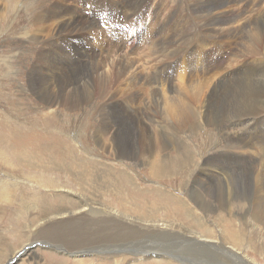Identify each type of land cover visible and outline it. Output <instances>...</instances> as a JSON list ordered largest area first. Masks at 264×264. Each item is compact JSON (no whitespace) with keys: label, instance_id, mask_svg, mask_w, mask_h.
<instances>
[{"label":"rangeland","instance_id":"1","mask_svg":"<svg viewBox=\"0 0 264 264\" xmlns=\"http://www.w3.org/2000/svg\"><path fill=\"white\" fill-rule=\"evenodd\" d=\"M2 1L0 6L4 7ZM21 1L7 0L5 9L8 10L0 20V157H4V159L0 158V264H170L166 259H172L177 262L175 264H248L242 262L231 249L240 251L256 264H264V219L262 217L258 221L251 216L252 209L249 205L251 194H248L252 193L251 184L255 182L254 178L263 177L262 181H264L261 165V161L264 163V63L261 61L264 60V50H262L264 0H206V3L196 0L199 7L195 0H188L189 2L145 0L141 6L136 7L138 10H132L133 13L127 9L130 8V0H96L93 4L83 0L81 4L77 3L78 0H66V3L73 6V10L64 14L62 21L57 22L58 18L54 23L48 22V24L47 20L39 18L37 25L34 23V17L46 9H51L50 6L56 0H29L30 4L25 0ZM95 3L99 9L94 5ZM105 7L112 16H107ZM119 10L121 12L114 18ZM205 10L213 12L211 13L213 19L211 15L209 17L203 15ZM123 12L126 16L125 14L123 16ZM98 13V17H95ZM120 15L125 18L119 24ZM68 19H72L73 22ZM66 22L69 24L67 28ZM81 25L86 28L81 30ZM220 25L222 29H219ZM37 26L45 27L44 33L39 32ZM119 26L121 29H118ZM185 32L188 34H184ZM233 33L235 36L231 35ZM181 34H184L185 38ZM243 41L258 43L259 50L256 51V44H251L252 46L248 48L252 51L246 52L244 49L249 44L246 45ZM151 42L154 45H150ZM234 51L238 52L237 54L243 52V55L233 57L231 55ZM157 55L161 57L156 62L153 56ZM92 58L91 69L90 61L86 66L87 70L75 67L77 63ZM125 61L131 64L128 69L125 68ZM157 63L158 65H155ZM252 63H255L254 66ZM157 66L159 68L156 69ZM176 68L178 69L174 73ZM57 69L64 75H69L76 69L88 74L85 80L83 78L84 83L87 80L83 85L86 94L81 99L80 105L69 108L64 104L68 102V92L63 93L62 101L59 100L58 105L49 104L52 91L56 92L54 84L57 80L52 77ZM220 70H223L229 79H225ZM214 71L218 74H214ZM242 71H247L249 75ZM184 72L187 73L183 74ZM107 75H110L107 79L99 80ZM179 75L182 76L181 79L184 77V81L179 79ZM237 75L241 79L247 77L251 80L248 84L255 94L263 96L257 97V101L263 105L256 113L248 114L246 110L237 115V118L241 115L243 117L237 120L218 118V125L206 118V121L197 128L192 124L179 130V133L176 132V135L175 126L170 121L169 128L167 127L165 119L172 116L169 114L165 100L167 102L173 99L175 102L176 97H182L180 90H188L186 84L208 79L207 82L205 81V88L208 89L205 99L213 98L212 90L221 89L226 80H228L226 84L235 83L238 79L234 76ZM125 78L131 81L127 86L123 81ZM163 85L168 88L165 89ZM165 93L168 95L166 96ZM114 122L117 125L120 123L123 126L125 123L131 125V136L136 146L139 145L138 139L144 125L156 131L157 139L158 134H161L160 126H166L168 142H166V151H163L161 157L164 156L166 162H171L176 160L177 155L173 147L185 146L190 149L188 152L192 155L190 159L198 162L199 165L198 171H193L191 174L194 173L195 179H189L187 183L183 170L177 171L172 162L173 170L158 177L152 175L149 166L145 165L143 160L137 159L139 157L132 151L127 153L128 156H116L115 136L112 132ZM102 125L106 128L103 129L104 137L101 136L100 139L99 132ZM129 155L132 160L131 157L128 159ZM1 161L4 163L2 164ZM214 174L215 176H211ZM212 179L215 180L211 184V188L212 186L214 188L212 189L214 198L210 196L208 198L205 193L207 188L205 181ZM183 183L187 184L185 189ZM224 188H226L225 193L222 191ZM262 195L264 197V191ZM203 196L207 199L205 206L198 207L194 201L204 202ZM236 196L239 197L237 201ZM223 199L229 203V207L219 205ZM97 205L136 217L134 219H153L165 224L173 222L177 226L182 224L185 227L181 229L191 234L198 233L193 235L209 234V237H216L215 239L219 237L221 243L227 247L218 248L220 243L213 247L192 245V242L183 240L182 237L168 235L159 237L147 234L150 237L135 239L132 234L138 233H131L129 226L130 231L120 229L127 227L126 223H120L115 219L112 225L108 224L111 227H100L106 223H99V218L95 219L88 213L85 216L81 214L79 222L76 216H73L68 224L65 222L70 216L65 213V221L60 230L65 237L64 240L55 234L47 233L48 227L56 220L50 218V215L63 206L68 210L81 206V212L95 210L96 213H91L92 216H96L97 213L112 215L107 209L98 208ZM217 208H220V211ZM198 214H201L203 219ZM260 215L262 216L261 213ZM199 221L205 225H200ZM54 228V230L60 229L58 226ZM37 232L42 234L39 235ZM114 234L117 235L116 239ZM76 235L77 238H81V243L86 242L90 247H97L96 250H92L93 253L84 251L77 255L70 253L75 250L74 247H68L69 252L65 251L67 245L72 246L73 242H78L77 238H72ZM234 236L241 239L242 245L234 241ZM60 240L62 242L59 245L57 241ZM94 240L97 241L93 242ZM117 243L118 245H115ZM109 245L118 247L107 248ZM127 246L134 248L128 249ZM79 247L81 246H77L76 250ZM139 248H148L152 251L147 252L149 255L131 253V250ZM20 250L22 251L18 258L13 263L9 262Z\"/></svg>","mask_w":264,"mask_h":264},{"label":"bare ground","instance_id":"2","mask_svg":"<svg viewBox=\"0 0 264 264\" xmlns=\"http://www.w3.org/2000/svg\"><path fill=\"white\" fill-rule=\"evenodd\" d=\"M1 1V0H0ZM23 1V0H22ZM21 1V2H22ZM25 1H29V0H25ZM66 0H56V2L54 3L53 2V4H52V6H50L51 7V9H46L45 11H42V12H40L38 15H36L34 18H35V20H34V23H36L38 20H40L39 18H42V19H44V20H47L46 22L48 23V22H53L54 23V21H57V19H58V21L57 22H60V21H62L63 19V16H64V14H66V13H68V12H70L71 10H73V6H71L70 4H68V3H66L65 2ZM83 1H89L90 2V4L92 3H94V2H96V0H83ZM144 1L145 0H130V8H127L128 10H136L137 8L136 7H138V6H141L143 3H144ZM148 1V0H147ZM194 1V0H193ZM196 1V0H195ZM30 2V1H29ZM28 2V3H29ZM187 2H189L188 0H187ZM201 2H207L206 0H202ZM230 2V1H229ZM6 3L8 4V2H7V0H3L2 1V4L3 5H5L6 6ZM31 3V2H30ZM29 3V4H30ZM76 3V2H75ZM77 3H79V4H81V0H78V2ZM107 3V2H106ZM111 3V2H110ZM185 3V2H184ZM237 3V2H236ZM20 4V3H19ZM23 4V3H22ZM85 4V3H84ZM101 4V3H100ZM150 4V3H149ZM156 4V3H155ZM188 4V3H187ZM186 4V5H187ZM194 4H195V2H194ZM201 4V3H200ZM203 4V3H202ZM50 5H51V3H50ZM70 5V6H69ZM94 5H96V3L94 4ZM148 5V4H147ZM160 5V4H159ZM191 5V4H190ZM196 5H197V1H196ZM208 5V4H207ZM2 6V5H1ZM0 6V7H1ZM3 7L2 9L0 8V20L1 19H3L4 17V15L6 14V12H7V10L5 9L6 7ZM92 6V5H91ZM98 5H96V7H97ZM104 6V5H103ZM108 6V5H107ZM111 6V5H110ZM113 6V5H112ZM111 6V7H112ZM129 6V5H128ZM192 6V5H191ZM190 6V7H191ZM198 6V5H197ZM203 6V5H202ZM72 7V8H71ZM94 7V6H93ZM147 7V6H146ZM199 7V6H198ZM8 8H9V6H8ZM25 8V7H24ZM27 8V7H26ZM108 8H109V6H108ZM192 8H193V6H192ZM191 8V10L193 11V9ZM201 8V7H200ZM207 8V7H206ZM88 9V8H87ZM97 9H99L98 7H97ZM105 9H107L106 7H105ZM145 9V8H144ZM149 9V8H148ZM204 9V8H203ZM77 10V9H76ZM75 10V11H76ZM79 10V9H78ZM138 10V9H137ZM195 10H197V9H195ZM214 10V9H213ZM22 11V10H21ZM21 11H19V12H21ZM81 11V10H80ZM156 11H158V9H156ZM201 11V10H200ZM212 11V10H211ZM217 11H219V10H217ZM216 11V13L217 14H219V15H221V13L220 12H217ZM99 12V11H98ZM115 12H117V11H115ZM119 12H121V10H119L117 13H115V16H114V18L117 16V14L119 13ZM144 12V11H143ZM14 13V12H13ZM73 13V12H72ZM75 13V12H74ZM81 13H82V11H81ZM80 13V14H81ZM96 13V12H95ZM132 13H133V11H132ZM131 13V14H132ZM136 13V12H135ZM157 13V12H156ZM202 13V12H201ZM211 13H213V12H211ZM211 13L209 12V11H207V10H205L204 12H203V15L204 16H206V17H209L210 15H211ZM83 14V13H82ZM88 14V16H89V13H87ZM124 12H123V16H124ZM131 14H129V15H131ZM152 14V13H151ZM194 14V13H193ZM199 14V13H198ZM79 15V14H78ZM98 15H99V13L95 16V17H98ZM101 15V14H100ZM104 15V14H103ZM187 15V14H186ZM82 16V15H81ZM90 16H92V15H90ZM94 16V15H93ZM102 16V15H101ZM107 16L108 17H110V16H112V13L109 11V9H107ZM123 16L122 15H120V19H119V24L121 23V21H122V19H124L123 18ZM125 16H126V14H125ZM181 16V15H180ZM17 17V16H16ZM71 17V16H70ZM107 17V18H108ZM130 17V16H129ZM128 17V18H129ZM183 17H185V16H183ZM200 17H201V15H200ZM218 17V16H217ZM221 17V16H220ZM237 17V16H236ZM256 17V16H255ZM45 18H48V19H45ZM78 18V17H77ZM87 18V17H86ZM92 18H94V17H92ZM118 18V17H117ZM159 18V17H158ZM177 18V17H176ZM175 18V19H176ZM178 18H179V16H178ZM202 18V17H201ZM205 18V17H204ZM211 18H212V15H211ZM238 18V17H237ZM96 19H98V18H96ZM157 19V18H156ZM213 19V18H212ZM220 19V18H219ZM224 19V18H223ZM60 20V21H59ZM153 20V19H152ZM165 20H166V18H165ZM204 20V19H203ZM227 20V19H226ZM68 21H72V19H68ZM186 21V20H185ZM199 21V20H198ZM202 21V20H201ZM205 21V20H204ZM212 21V20H211ZM230 21V20H229ZM232 21V20H231ZM16 22V21H15ZM73 22V21H72ZM147 22V21H146ZM174 22V21H173ZM187 22V21H186ZM185 22V23H186ZM200 22V21H199ZM215 22V21H214ZM33 23V22H32ZM117 23V22H116ZM129 23V22H128ZM148 23V22H147ZM150 24H151V22H149ZM148 23V24H149ZM180 23V22H179ZM207 23V22H206ZM205 23V24H206ZM218 23V22H217ZM239 23V22H238ZM39 24V23H38ZM42 24V23H41ZM49 24V23H48ZM52 24V23H51ZM64 24V23H63ZM74 24V23H73ZM147 24V25H148ZM176 24H177V21H176ZM187 24V23H186ZM198 24V23H197ZM36 25H37V23H36ZM43 25L45 26V24L43 23ZM54 25V24H53ZM62 25V24H61ZM89 25V23L87 24V26ZM122 25V24H121ZM196 25V24H195ZM199 25V24H198ZM225 25V24H224ZM227 25V24H226ZM41 26V25H40ZM56 26V25H55ZM59 26V25H58ZM69 26V24L66 22V24H65V27L67 28ZM83 25H81V30H84L85 28H86V26L85 27H82ZM116 26H117V24H116ZM150 26H152V25H150ZM170 26V25H169ZM172 26H173V24H172ZM179 26V25H178ZM186 26V25H185ZM200 26V25H199ZM203 26V25H202ZM255 26V25H254ZM11 27V26H10ZM20 27V26H19ZM38 28H39V26H37ZM71 27V26H70ZM153 27V26H152ZM175 27V26H174ZM183 27V26H182ZM188 27H190V26H188ZM204 27H206V25H204ZM210 27H211V24H210ZM213 27H215V26H213ZM212 27V28H213ZM219 27V29H222L221 27V25L220 26H218ZM225 27V26H224ZM37 28V29H38ZM44 28L45 27H41V28H39V32H43L44 31ZM76 28V27H75ZM123 28V27H122ZM172 28V27H171ZM199 28V27H198ZM203 28V27H202ZM233 28V27H232ZM248 28V27H247ZM251 28V27H250ZM69 29V28H68ZM118 29H121L120 28V26H119V28ZM163 29V28H162ZM161 29V30H162ZM188 29H191V28H188ZM187 29V30H188ZM197 29V26H196V28H195V30ZM25 30V29H24ZM27 30H28V28H27ZM60 30H62V28L60 29ZM169 30H170V28H169ZM176 30V29H175ZM178 30H179V28H178ZM181 30H184V29H181ZM181 30L179 31L180 33H181ZM200 30V29H199ZM206 30V29H205ZM227 30V29H226ZM241 30V29H240ZM248 30V29H247ZM261 30V29H260ZM264 30V29H263ZM31 31V30H30ZM33 31V30H32ZM68 31V30H67ZM192 31V30H191ZM214 31V30H213ZM216 31V30H215ZM217 31H219V30H217ZM236 31V30H235ZM58 32V31H57ZM151 32V31H150ZM155 32V31H154ZM166 32V31H165ZM174 32V31H173ZM184 32V31H183ZM188 32H190V31H188ZM188 32L186 33H184V34H188ZM199 32H201V31H199ZM207 32V31H206ZM222 32V31H221ZM233 32V31H232ZM249 32V31H248ZM252 32V31H251ZM44 33V32H43ZM55 33V32H54ZM66 33V32H65ZM170 33V32H169ZM177 33H178V31H177ZM176 33V34H177ZM179 33V34H180ZM196 33H197V31H196ZM202 33V32H201ZM34 34V33H33ZM39 34V33H38ZM82 34V33H81ZM161 34H162V32H161ZM165 34V33H164ZM163 34V35H164ZM171 34V33H170ZM174 34V33H173ZM184 34H181V35H183L184 36V38H185V35ZM190 34V33H189ZM211 34H213V33H211ZM211 34H209V35H211ZM219 34V33H218ZM12 35V34H11ZM45 35V34H44ZM166 35V34H165ZM172 35V34H171ZM178 35V34H177ZM176 35V36H177ZM181 35H179V36H181ZM192 35V34H191ZM194 35H197V34H194ZM208 35V36H209ZM224 35V34H223ZM229 35V34H228ZM231 35H233V36H235V34L233 33V34H231ZM31 36V35H30ZM35 37L37 36L36 34L34 35ZM47 36V35H46ZM111 36V35H110ZM182 36V37H183ZM190 36V35H189ZM213 36V35H212ZM211 36V37H212ZM215 36V35H214ZM248 36V35H247ZM7 37V36H6ZM32 37H33V35H32ZM54 37V36H53ZM163 37H165V36H163ZM182 37H180V39L182 38ZM222 37V36H221ZM37 38V37H36ZM50 38V37H49ZM96 38V37H95ZM172 38H173V36H172ZM190 38V37H189ZM227 38V37H226ZM225 38V39H226ZM235 38H237V37H235ZM246 38V37H245ZM153 39V38H152ZM174 39V38H173ZM172 39V40H173ZM188 39V38H187ZM218 39H220L219 37H218ZM222 39V38H221ZM95 40V39H94ZM176 40V39H175ZM184 40V39H183ZM186 40V39H185ZM184 40V41H185ZM194 40H195V38H194ZM162 41V40H161ZM215 41V40H214ZM218 41V40H217ZM169 42H171V40L169 41ZM168 42V43H169ZM192 42V41H191ZM194 42V41H193ZM192 42V43H193ZM224 42V41H223ZM244 43H245V41H243ZM158 43V42H157ZM162 42H160V44H161ZM164 43V42H163ZM227 43V42H226ZM225 43V44H226ZM243 43V44H244ZM263 43V42H262ZM57 44V43H56ZM55 44V45H56ZM147 44H150V43H147ZM175 44V43H174ZM221 44V43H220ZM238 44V43H237ZM241 44V43H240ZM239 44V45H240ZM246 45H248L249 44V46H246L247 48H245L244 50L246 51V52H251L252 50H250L249 48H250V46H252L251 44H256L255 45V49H256V51L257 50H259V45H258V43H256V42H254V41H248V42H246L245 43ZM150 45H154V44H152V42H151V44ZM176 45V44H175ZM180 45V44H179ZM184 45V44H183ZM182 45V46H183ZM222 45V44H221ZM220 45V46H221ZM49 46V45H48ZM52 46V45H51ZM157 46V45H156ZM156 46H154V47H156ZM170 46V45H169ZM172 46V45H171ZM224 46V45H223ZM152 47V46H151ZM150 47V48H151ZM160 47V46H159ZM175 47V46H174ZM219 47V46H218ZM249 47V48H248ZM55 48V47H54ZM110 48V47H109ZM166 48V47H165ZM164 48V49H165ZM181 48H183V47H181ZM220 48V47H219ZM218 48V49H219ZM237 48V47H236ZM160 49V48H159ZM176 49V48H175ZM237 49H239V48H237ZM155 50V49H154ZM184 50V49H183ZM182 50V51H183ZM223 50V49H222ZM225 50H226V48H225ZM240 50H243V49H240ZM262 50H264V44H263V49ZM58 51V50H57ZM60 51V50H59ZM161 51H162V49H161ZM187 51V50H186ZM185 51V52H186ZM47 52V51H46ZM55 52V51H54ZM62 52V51H61ZM61 52H59V53H61ZM90 52V51H89ZM180 52V51H179ZM242 52V51H241ZM47 53H53V52H51V51H49V52H47ZM105 53V52H104ZM170 53H172V54H174L173 52H170ZM191 53V52H190ZM189 53V54H190ZM238 52H235L234 51V53H232V55L231 56H233V57H236V56H239V55H243V52L241 53V54H237ZM46 54V53H45ZM62 54V53H61ZM89 54V53H88ZM187 54H188V52H187ZM230 54V53H229ZM245 54V53H244ZM63 55V54H62ZM69 55V54H68ZM170 55V54H169ZM176 55V54H175ZM245 55H247V54H245ZM250 55V54H249ZM261 55V54H260ZM259 55V56H260ZM50 56V55H49ZM48 56V57H49ZM60 56V55H59ZM92 56V55H91ZM95 56V55H94ZM166 56V55H165ZM193 56V55H192ZM263 56V55H262ZM261 56V57H262ZM61 57V56H60ZM100 57V56H99ZM105 58H106V56H104ZM154 58H155V60H156V62L157 61H159V58L161 57V56H153ZM153 57H152V59H153ZM164 57V56H163ZM167 57V56H166ZM165 57V58H166ZM169 57V56H168ZM167 57V58H168ZM178 57V56H177ZM232 57V58H233ZM245 57V56H244ZM243 57V58H244ZM252 57H254V56H252ZM251 57V58H252ZM258 57V56H257ZM90 58V57H89ZM94 58V57H93ZM93 58L92 59H90V60H86V61H83V62H79V63H77V65L75 66V67H81V69L82 70H87V68H86V66H87V64L89 63V61L91 62L90 63V69L92 68V60H93ZM193 58V57H192ZM231 58V57H230ZM229 58V59H230ZM249 58H250V56H249ZM263 58V57H262ZM71 59V58H70ZM119 59H121V58H119ZM152 59H150V60H152ZM158 59V60H157ZM171 59V58H170ZM189 59H190V57H189ZM234 59V58H233ZM50 60V59H49ZM60 60V59H59ZM98 60V59H97ZM109 60V59H108ZM163 60H164V58H163ZM163 60H161V62L163 61ZM169 60V59H168ZM237 60H238V58H237ZM240 60H242V59H240ZM261 60V59H260ZM43 61H44V59H43ZM110 61V60H109ZM117 61V60H116ZM115 61V62H116ZM153 61V60H152ZM167 61V60H166ZM177 61V60H176ZM191 61V60H190ZM244 61V60H243ZM247 61V60H246ZM245 61V62H246ZM251 61V60H250ZM256 61V60H255ZM259 61V60H258ZM262 61V63H264V60L262 59L261 60ZM96 62V61H95ZM120 62V61H119ZM161 62H159V63H161ZM50 63V62H49ZM57 63V62H56ZM106 63H108V62H106ZM172 63V62H171ZM237 63V62H236ZM259 63V62H258ZM124 64H125V68L126 69H128L130 66H131V64H128L126 61L124 62ZM163 64V63H162ZM190 64V63H189ZM246 64V63H245ZM255 64V63H254ZM254 64L252 63V65L254 66ZM58 65V64H57ZM101 65V64H100ZM143 65H145V64H143ZM149 65V64H148ZM155 65H158V63L157 64H155ZM161 65V64H160ZM191 65V64H190ZM240 65V64H239ZM259 65V64H258ZM150 66V65H149ZM152 66V65H151ZM162 66V65H161ZM101 67H102V65H101ZM152 67H155L154 65L152 66ZM163 67V66H162ZM178 67V66H177ZM184 67V66H183ZM188 67H191V66H188ZM228 67H230V66H228ZM252 67V66H251ZM142 68V67H141ZM157 68H159V66H157L156 67V69ZM165 68V67H164ZM179 68V67H178ZM178 68H176V70H175V72L174 73H176V71H177V69ZM217 68V67H216ZM219 68V67H218ZM223 68V67H222ZM231 68V67H230ZM253 68V67H252ZM123 69V68H122ZM149 69V68H148ZM151 69V68H150ZM149 69V70H150ZM174 69H175V67H174ZM185 69V68H184ZM183 69V70H184ZM190 69V68H189ZM219 69H221V67L219 68ZM119 70V69H118ZM170 70V69H169ZM196 70V69H195ZM245 70V69H244ZM255 70V69H254ZM155 71V70H154ZM159 71V70H158ZM185 71V70H184ZM202 71V70H201ZM220 71H222V73H223V75H224V77H225V79H229L227 76H225V73H224V71L223 70H220ZM50 72V71H49ZM123 72V71H122ZM197 72V71H196ZM243 73H246L247 71H242ZM254 72V71H253ZM56 75H55V74ZM54 77H52L53 79H56L57 81L55 82V84H54V87L56 88V92L55 91H52V95H51V98H50V100H49V104H57L58 105V103H59V100H61L62 101V97H63V93L64 92H68L67 93V100H68V102H66V103H64V104H66L67 105V107H69V108H72V107H76V106H78V105H80V103L82 102V98H83V96H85V94H86V92L84 91V89H83V85L87 82V80H86V82L84 83V80H85V77L86 76H88V74L87 73H82L81 72V70L79 69H76L75 71L73 70L72 71V73L71 74H69V75H64V73L62 72V71H59L58 69L57 70H55L54 71ZM100 73V72H99ZM117 73V72H116ZM148 73V72H147ZM161 72H159V74H160ZM163 73V72H162ZM171 73V72H170ZM178 73H179V70H178ZM187 72H184L183 74H186ZM90 74V73H89ZM95 74V73H94ZM101 74V73H100ZM115 74V73H114ZM118 74V73H117ZM129 74V73H128ZM158 74V73H157ZM182 74V75H183ZM190 74V73H189ZM201 74V73H200ZM214 74H218L217 72H215L214 71ZM247 74V76L249 75L248 73H246ZM97 75V74H96ZM101 75H103V74H101ZM154 75V74H153ZM178 75V74H177ZM243 75V74H242ZM104 76V75H103ZM110 75H107V76H105V77H103V78H99V80L101 79V80H103L104 78L105 79H107L108 77H109ZM180 77H179V79H181V75H179ZM184 76V75H183ZM188 76V75H187ZM191 76V75H190ZM195 76V75H194ZM218 76V75H217ZM220 76V75H219ZM254 76V75H253ZM98 77V76H97ZM115 77V76H114ZM153 77V76H152ZM159 77V76H158ZM163 77V76H162ZM235 77V79L237 78L238 80L235 82V83H232V84H226V83H228L227 81L228 80H224L225 81V85L223 84V87H221V89H217V90H219V92H217V90L216 89H214V90H212V93H214V97L213 98H207V99H205V96H206V93H207V90L208 89H206L205 88V81L207 82V80L208 79H206V80H204V81H192V82H189V84L187 85L186 84V86H188V90H184V89H181V88H179V89H181L180 91H181V94L183 95L182 97H174L175 98V102H174V100L172 101L170 98V100H168L167 102H166V100H165V103H166V105H167V107H168V111H169V114L172 116V117H168V118H166L165 120H167V127L169 128V121H170V123H172L174 126H175V132H174V134L176 133V132H178L179 130H181V129H183L184 127H186V126H191L192 124H195L193 127H196L197 128V126L198 125H200L201 123H203V121H206V118H208V120L210 121V122H214V123H217V120H218V118H227V119H235V120H237V119H242L243 117H242V115L241 116H239L238 118H237V115H239L240 113H242V112H245L246 110H247V112H248V114H250L249 112H255L256 113V111H258V109L259 108H261L260 106H262L263 105V103H261L260 101H257V97L260 95V94H258V92H257V94H258V96L255 94V91L251 88V86L248 84V81H251V80H249L247 77H244L243 79H241V77L239 76V75H237V76H234ZM83 78H84V80H83ZM111 78V77H110ZM135 78V77H134ZM157 78V77H156ZM170 78V77H169ZM184 79V77L181 79V80H183ZM247 79V81H245ZM261 79V78H260ZM263 79V78H262ZM122 80V79H121ZM137 80V79H136ZM135 80V81H136ZM161 80H163V79H161ZM161 80H160V82H161ZM123 81H124V84L127 86V85H129L128 84V82H129V80L127 79V78H125V79H123ZM134 81V80H133ZM159 81V80H158ZM164 81V80H163ZM184 81V80H183ZM258 81H260V80H258ZM38 82V81H37ZM37 82H35V83H37ZM43 82V81H42ZM49 82V81H48ZM53 82V81H52ZM82 82H83V84H82ZM99 82V81H98ZM122 82V81H121ZM173 82V81H172ZM209 82V81H208ZM245 82V83H244ZM254 82V81H253ZM252 82V83H253ZM39 83V82H38ZM99 83H101V82H99ZM114 83H115V81H114ZM118 83V82H117ZM129 83H131V81L129 82ZM163 83V82H162ZM185 82H183V84H184ZM221 83V82H220ZM250 83V82H249ZM34 84V83H33ZM98 84V83H97ZM119 84V83H118ZM156 84V83H155ZM164 84V83H163ZM167 84V83H166ZM168 84H169V82H168ZM177 84H179L178 86H180L181 84H180V82H178ZM222 84V83H221ZM257 84V83H256ZM40 85H42V84H40ZM48 85V84H47ZM47 85H46V87H47ZM175 85V84H174ZM185 85V84H184ZM259 85V84H258ZM44 86V85H43ZM97 86V85H96ZM100 86V85H99ZM109 86H111V85H109ZM119 86V85H118ZM156 87H157V84L155 85ZM162 86V85H161ZM207 86V85H206ZM35 87V86H34ZM121 87V86H120ZM163 87H164V85H163ZM253 87V86H252ZM257 87V86H256ZM36 88V87H35ZM45 88V87H44ZM43 88V89H44ZM48 88V87H47ZM88 88V87H87ZM90 88V87H89ZM113 88V87H112ZM124 88V87H123ZM159 88V87H158ZM160 88H162V87H160ZM165 88V87H164ZM163 88V89H164ZM166 88H168V87H166ZM165 88V89H166ZM172 88V87H171ZM174 88H175V86H174ZM176 88H178L177 86H176ZM98 89V88H97ZM97 89H96V91H97ZM121 89V88H120ZM38 90V89H37ZM103 90V89H102ZM115 90V89H114ZM160 90V89H159ZM177 90V89H176ZM175 90V91H176ZM99 91V90H98ZM164 91V90H163ZM90 92V91H89ZM92 92V91H91ZM121 92H123V91H121ZM125 92V91H124ZM173 92V91H172ZM171 92V93H172ZM178 92V91H177ZM176 92V93H177ZM40 93V92H39ZM117 93V92H116ZM163 93V92H162ZM168 93V92H167ZM93 94V93H92ZM95 94V93H94ZM107 94H108V92H107ZM110 94V93H109ZM112 94H113V92H112ZM166 94V93H165ZM41 95V94H40ZM103 95V94H102ZM106 95V94H105ZM119 95V94H118ZM168 94H166V96H167ZM170 95V94H169ZM177 95V94H176ZM43 96V95H42ZM90 96V95H89ZM123 96H124V94H123ZM173 96V95H172ZM209 97V96H208ZM259 97H263V96H259ZM126 98V97H125ZM163 98V97H162ZM107 99V98H106ZM114 99V98H113ZM155 99V98H154ZM260 99V98H259ZM45 100V99H44ZM115 100V99H114ZM157 101H158V99H156ZM164 100V99H163ZM89 101V100H88ZM91 101V100H90ZM112 101V100H111ZM61 103V102H60ZM87 103V102H86ZM85 103V104H86ZM161 105V104H160ZM163 105H164V102H163ZM56 106V105H55ZM165 106V105H164ZM101 107V106H100ZM159 107V106H158ZM157 107V108H158ZM264 107V106H263ZM96 108V107H95ZM121 108V107H120ZM160 108V107H159ZM162 108H163V106H162ZM264 109V108H263ZM165 110H167V108L165 109ZM261 110V109H260ZM120 112V111H119ZM153 113V112H152ZM114 116V115H113ZM167 116V115H166ZM149 118V117H148ZM160 118V117H159ZM149 119H151V117L149 118ZM195 119H196V121H195ZM153 120V119H152ZM132 121V120H131ZM193 121L195 122V123H193ZM224 121V120H223ZM152 122V121H151ZM158 122V121H157ZM219 122V121H218ZM123 123V122H122ZM221 123H223V122H221ZM227 123V122H226ZM107 124V123H106ZM148 124H149V122H148ZM140 125V124H139ZM165 125V124H164ZM205 125H207V124H205ZM217 125H218V123H217ZM113 126H115V127H113ZM102 128H100V139H101V136H103L104 137V134L103 133H105V132H103L104 130L103 129H105L106 128V126L105 125H102L101 126ZM166 126H160V133L161 134H158V139H157V133H156V131L153 129V128H151V127H148L147 125H144L143 126V130H142V133L140 134V136H139V141H138V146H136V144L133 142V140H132V127H131V125L130 124H127V123H125L124 124V126L123 125H121V123L120 124H118L117 125V123L116 122H114V124L112 125V129H113V131L112 132H114V147H115V150H116V152H117V155L116 156H118V157H122V156H128L127 155V153H130L131 151L135 154L136 153V155L139 157V158H137V159H140V160H143L144 161V163H145V165H148L149 166V168H150V173L152 174V175H154V176H158V177H161V176H163V175H165V174H167V173H170L172 170H173V168H172V164H171V162L176 166V168H177V171H180V170H183V175H185L186 177H187V180H186V182L188 183V180L189 179H192L193 177H194V173H193V175H191L192 174V172L194 171V172H197L198 171V168H199V165H198V162H196V161H193V159L191 160L190 159V157H192V155L190 154V153H188L189 152V150L190 149H187L185 146H182V147H179V146H176V147H173V149L177 152V155H176V160H171V162L170 161H168V162H166V158L163 156V157H161V154L163 153V151L166 149V142H168L167 141V139H166V136L168 135V132H167V130H168V128H167ZM174 128V127H173ZM185 129V128H184ZM98 130H96V132H97ZM107 131V130H106ZM137 131V130H136ZM169 131H171V130H169ZM179 133V132H178ZM98 134V133H97ZM195 134V133H194ZM139 135V134H138ZM176 135V134H175ZM174 135V136H175ZM179 135V134H178ZM136 136V135H135ZM181 136V135H180ZM103 137H102V139H103ZM106 137V136H105ZM173 137V136H172ZM108 138V137H107ZM263 138V137H262ZM99 139V138H98ZM97 139V140H98ZM135 139V138H134ZM177 139V138H176ZM183 139V138H182ZM173 140V139H172ZM180 140V142L182 143V141H181V139H179ZM257 140V139H256ZM135 141V140H134ZM154 141V142H153ZM106 142V141H105ZM110 142V141H109ZM113 142V141H112ZM137 142V141H136ZM181 143H178V144H181ZM187 143V142H186ZM260 143V142H259ZM177 144V145H178ZM112 145H113V143H112ZM171 145V144H170ZM189 145V144H188ZM261 145V144H260ZM105 145L103 144V147H104ZM169 146V145H168ZM187 146V145H186ZM114 147H113V149H114ZM139 147V148H138ZM110 150V149H109ZM108 150V151H109ZM166 151V150H165ZM169 151V150H168ZM110 152H113V151H110ZM131 156L129 155V157H128V159L130 158ZM264 157V156H263ZM1 158V157H0ZM3 159H4V157H2ZM1 158V159H2ZM136 158V157H135ZM6 159V158H5ZM125 159V158H124ZM127 159V160H128ZM136 159V160H137ZM171 158H169V160H170ZM131 160H132V157H131ZM135 159H133V161H134ZM219 160V159H218ZM3 161V160H2ZM1 161V162H2ZM7 161V160H6ZM262 163H261V165H262V170L264 171V163H263V161H261ZM4 162H2V164H3ZM5 163H7V162H5ZM200 163V162H199ZM8 164V163H7ZM239 164V163H238ZM174 166V167H175ZM201 166V165H200ZM233 168V167H232ZM202 169V168H201ZM95 171V170H94ZM217 171V170H216ZM262 171V172H263ZM103 172V171H102ZM247 173V172H246ZM190 174V175H189ZM263 173H261V175H262ZM208 175V174H207ZM100 176H102V175H100ZM209 177H210V175H208ZM211 176H215V174L214 175H211ZM223 177V176H222ZM200 178H201V176H200ZM205 178V177H204ZM208 178V177H207ZM219 178V177H218ZM221 178V177H220ZM224 178V177H223ZM247 178V177H246ZM254 178V177H253ZM193 179H195V178H193ZM217 179V178H216ZM225 179H226V177H225ZM252 179V178H251ZM262 179H263V177L262 178H260V177H258L257 176V178H254V180H255V182L253 181L252 182V184H251V186H253L252 187V193H248V194H251V196L249 197V205H250V207H251V209H252V211H251V216H253V218H255V219H257L258 221H260V218H262V219H264V207H262V204L264 203V197H263V195H262V193H263V191H264V181H262ZM220 180V179H219ZM236 180V179H235ZM215 181V180H214ZM213 181V179L212 180H206L205 182H206V184H207V188L205 189V193L207 194H205L206 196H208V198H209V196L210 197H213L214 198V193H213V190L212 189H214L213 188V186H212V188H211V184L214 182ZM217 181V180H216ZM245 181V180H244ZM219 182H225V181H219ZM227 182V181H226ZM232 182H234V181H232ZM240 182V181H239ZM99 183V182H98ZM204 183V182H203ZM238 183V182H237ZM190 185V184H189ZM219 185V184H218ZM246 185V184H245ZM183 186H184V189L186 188V186H187V184H185V183H183ZM199 186H201V185H199ZM204 186H206V185H204ZM239 186V185H238ZM244 186V185H243ZM202 187H203V185H202ZM11 188V187H10ZM201 188V187H200ZM222 188V187H221ZM242 188V187H241ZM181 189V188H180ZM188 189H190V188H188ZM225 189L226 188H224V190H222L223 192L225 191ZM247 189H248V186H247ZM195 190V189H194ZM207 190H208V192H207ZM220 190V189H219ZM240 190V189H239ZM243 190V189H242ZM191 191V190H190ZM198 191V190H197ZM218 191V190H217ZM216 191V192H217ZM238 191V190H237ZM248 191V190H247ZM227 192V191H226ZM76 193V192H75ZM74 193V194H75ZM197 193H199V192H197ZM220 193H221V191H220ZM225 193V192H224ZM228 193V192H227ZM230 193V192H229ZM228 193V194H229ZM77 194V193H76ZM80 194H81V192H80ZM196 195H198V194H196ZM200 195H202V194H200ZM233 195V194H232ZM240 195V194H239ZM247 195V194H246ZM199 196V195H198ZM206 196L204 197L203 196V199H205L204 200V202H201V201H199V200H195L194 201V203L198 206V207H204L205 206V202H206ZM238 196V195H237ZM237 196H236V198H237ZM229 198V197H228ZM217 199V198H216ZM215 199V200H216ZM239 199V197L236 199V201ZM244 199V198H243ZM219 200H220V198H219ZM186 201V200H185ZM235 201V202H236ZM245 201L247 202V200L245 199ZM210 202V201H209ZM231 202H233V200H231ZM188 203V202H187ZM186 203V204H187ZM213 203V202H212ZM211 203V204H212ZM241 202L239 201V204H240ZM248 203V202H247ZM246 203V204H247ZM184 204H185V202H184ZM215 204H218L217 202H215ZM238 204V203H237ZM236 204V205H237ZM243 204H244V202H243ZM188 205V204H187ZM220 206H228L229 207V203H227L226 202V200H221V203L219 204ZM248 205V204H247ZM224 206V207H225ZM232 206V205H231ZM244 206V205H243ZM63 207H65V206H63ZM60 208L59 210H57L56 209V211H53L54 213L53 214H51L50 215V218H52V219H56L49 227H48V232L47 233H49V234H55V235H57L58 237H60L62 240H64L65 239V237H64V235L60 232V230L62 229V225L64 224V221H65V213H67L69 216H70V218L68 219V220H66V224H68L69 222H71L72 220V217L73 216H76V220L78 221L79 220V218H81V214H83V216H85V215H87V213H88V215H90L91 217H93V218H99V223L101 222V223H106L105 225H101L100 227H102V226H104L105 228L106 227H108V226H110V225H112L111 223L112 222H114V220L116 219L118 222H122V223H126L127 224V227H125L124 226V228L123 227H120V229L122 230H127V231H130V229L128 228V226L131 228V233L132 232H137L138 234H132L133 235V237H135V239L137 238H139V239H141V238H144V237H147V236H149V235H147V234H152V235H155V236H164V235H168V236H177L178 238L180 237H182L183 238V240H186V241H190V242H192V245L193 244H196V245H198L199 244V246H208V247H213V246H215L217 243H220L219 245H218V248L219 247H222L223 249H225L227 246H225L223 243H221V240L219 239V237H218V239H215V238H213V237H209L208 235L206 236V235H198V236H196L198 233H196V232H194V233H196V235H193L194 233H189V232H187V231H185V230H183V229H181V227H185L184 225H182V224H178L179 226H177L176 224H174L173 222H171V223H169V224H165V222L164 223H162V221H160L159 222V220H153V219H150V220H145V219H141V218H137V219H134V218H136V217H132V216H130V215H128V214H126V213H123V212H118V211H115V210H113V209H111V208H107V207H104V206H102V205H97V207L98 208H103V209H107L108 210V212L109 213H111L112 215L111 216H108V215H101V214H98L97 213V215L96 216H92L91 215V213L93 214V213H96L95 212V210H89V211H83V212H81V206H76V208L75 209H67V208ZM211 207V206H210ZM223 207V208H224ZM52 208V207H51ZM66 209V210H65ZM218 209V208H217ZM220 209V208H219ZM218 209V210H219ZM226 209V208H225ZM250 210V209H249ZM202 211V210H201ZM206 211V210H205ZM220 211V210H219ZM218 211V212H219ZM222 211V210H221ZM46 213H48V211L46 212ZM190 213V212H189ZM216 213H217V211H216ZM229 213V212H228ZM248 213V212H247ZM260 213L262 214V216L260 215ZM126 217H125V216ZM191 215H195V214H193V213H191ZM199 215V217L201 218V219H203V216L201 215V214H198ZM249 215V214H248ZM42 217V216H41ZM228 217V216H227ZM38 218V217H37ZM46 218V217H45ZM49 218V217H48ZM83 218V217H82ZM88 218V217H87ZM146 218H148V217H146ZM252 218V217H251ZM43 219V218H42ZM88 219H90V218H88ZM156 219H157V217H156ZM48 220V219H47ZM223 221H224V219H222ZM232 220V219H231ZM254 220V219H253ZM93 221V220H92ZM98 221V220H97ZM225 221H226V219H225ZM263 221V220H262ZM79 222V221H78ZM81 222V221H80ZM169 222V221H168ZM200 222V221H199ZM42 223V222H41ZM75 223V222H74ZM91 223V222H90ZM108 224H110V225H108ZM113 224H115V223H113ZM202 224H204V223H201L200 222V225H202ZM49 225V224H48ZM48 225H46V226H48ZM71 225V224H70ZM96 225V224H95ZM99 225V224H98ZM205 225V224H204ZM43 226V225H42ZM60 227V229H57V230H54L55 228L54 227ZM66 226V225H65ZM114 226V225H113ZM111 227V226H110ZM117 227H118V225H117ZM114 228V227H113ZM246 228V227H245ZM117 229V228H116ZM186 229V228H185ZM205 229H206V227H205ZM38 230V229H37ZM96 230V229H95ZM99 230V229H98ZM108 230H109V228H108ZM110 230H112V229H110ZM190 230V229H189ZM192 230V229H191ZM243 230V229H242ZM38 231H40V230H38ZM97 231V230H96ZM120 231V230H119ZM194 231V230H193ZM116 232H118V231H116ZM244 232V231H243ZM38 233V232H37ZM69 235H70V233L69 232H67ZM86 233V232H85ZM100 233V232H99ZM106 233V232H105ZM124 233H125V231H124ZM130 233V234H131ZM39 234V233H38ZM40 234H42V233H40ZM39 234V235H40ZM107 234V233H106ZM117 234V233H116ZM120 234H121V232H120ZM242 234V233H241ZM132 235H130V236H132ZM57 236H56V238H57ZM75 236V235H74ZM94 236V235H93ZM107 236V235H106ZM111 236V235H110ZM115 236H117V235H115L114 234V238L116 239V237ZM122 236V235H121ZM125 236V235H124ZM128 236V235H127ZM229 236V235H228ZM238 236V235H237ZM245 236V235H244ZM123 237V236H122ZM122 237H120V239L122 238ZM150 237V236H149ZM221 237V236H220ZM55 238V237H54ZM72 238H77V235H76V237H73L72 236ZM71 238V239H72ZM107 238V237H106ZM109 238V237H108ZM118 238H119V236H118ZM246 238V237H245ZM48 239V238H47ZM58 239V238H57ZM78 239V242H73V244H72V246H70V245H67L66 247H65V251H67V248L68 247H74L75 248V250L74 251H70V253H72V254H81L82 252H84V251H89V253H93L92 252V250H96L95 248H97V247H90V245H86V242H85V244H83V243H81V238H77ZM99 239V238H98ZM131 239V238H130ZM145 239V238H144ZM154 239H155V237H154ZM177 239V238H176ZM222 239V238H221ZM54 240V239H53ZM59 240V239H58ZM73 240V239H72ZM92 240V239H91ZM143 240V239H142ZM44 241V240H43ZM69 241V240H68ZM86 241V240H85ZM95 241H97V240H94L93 242H95ZM100 241V240H99ZM98 241V242H99ZM140 241V240H139ZM234 241L235 242H237L239 245H242V243H241V239L239 238V237H235L234 236ZM58 242V244L60 245L61 244V240L60 241H57ZM56 242V243H57ZM72 242V241H71ZM121 242V241H120ZM138 242V241H137ZM102 243V242H101ZM53 244V243H52ZM71 244V243H70ZM94 244V243H93ZM125 244V243H124ZM250 244V243H249ZM58 245V246H59ZM97 245V244H96ZM115 245H118V243L117 244H115ZM77 246H81V247H79V249H77L76 250V247ZM182 246V245H181ZM29 247V246H28ZM99 247V246H98ZM116 247H118V246H113V245H109L107 248H116ZM128 247V249L129 248H131V249H133L134 247H130V246H127ZM234 247V246H233ZM11 248V247H10ZM25 248H27V246L25 247ZM71 248H69V249H71ZM107 248H105V249H107ZM221 248V249H222ZM228 249H230V248H228ZM72 250V249H71ZM102 250H104V249H102ZM231 250H233L234 251V253L233 254H235L236 256H238L241 260H242V262L244 261V262H246V263H248V264H256V263H254L253 262V260H250L249 258H247L245 255H243L240 251H238V250H236V249H231ZM69 251H67V252H69ZM106 251V250H105ZM132 252L131 253H135L134 255H136V254H144V253H146V254H148L147 252H149L150 253V251H152V250H149L148 248H139V249H135V250H131ZM155 253H156V251H154ZM232 252V251H231ZM94 253H95V251H94ZM111 253H114V252H111ZM130 255V254H129ZM149 255V254H148ZM147 255V256H148ZM151 255V254H150ZM131 256V255H130ZM160 256V255H159ZM156 257H158V256H156ZM144 258H146V257H144ZM76 259H77V257H76ZM134 259V258H133ZM79 260V259H78ZM151 260V259H150ZM170 264H175V263H177V262H174L172 259H166ZM79 261H81V260H79ZM191 263V262H190ZM156 264V263H155ZM194 264V263H193Z\"/></svg>","mask_w":264,"mask_h":264},{"label":"water","instance_id":"3","mask_svg":"<svg viewBox=\"0 0 264 264\" xmlns=\"http://www.w3.org/2000/svg\"><path fill=\"white\" fill-rule=\"evenodd\" d=\"M21 251H22V250H20V251L16 254V256H15L13 259H11L9 262H12V263H13V261H14L15 259H17L18 256L21 254Z\"/></svg>","mask_w":264,"mask_h":264}]
</instances>
